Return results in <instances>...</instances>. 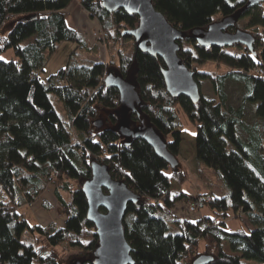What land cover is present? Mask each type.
<instances>
[{"label": "trees", "instance_id": "obj_1", "mask_svg": "<svg viewBox=\"0 0 264 264\" xmlns=\"http://www.w3.org/2000/svg\"><path fill=\"white\" fill-rule=\"evenodd\" d=\"M73 1L0 0V264H93L99 235L88 220L89 204L82 190L92 177L93 162L106 165L113 179L140 195L136 204L128 205L124 219L134 264H193L204 253L213 257L208 264H264V75L254 73L256 67L264 69V3L242 11L230 29L253 33L256 54L238 43L232 47L242 51L235 53L230 46L204 48L191 37L178 41V55L188 67L212 61L230 68L217 76L195 70L199 85L208 78L219 98L201 92L195 104L188 97L172 96L164 79V59L139 49L134 38L124 34L137 27L139 17L124 9L110 13L101 0L81 4L112 38L133 40L134 51L128 56L120 50L116 65L103 60L82 63L78 49H88L89 42L69 25L64 12ZM247 2L153 0L156 9L187 34L234 15ZM64 41L76 42L78 49L64 68L43 79L48 59ZM11 53V58L4 57ZM132 68L141 110L167 139L169 151L179 156L184 112L197 131L196 161L212 170L224 186L223 196L198 197L211 210L202 220L178 217L172 211L180 200L193 199L186 193H171L174 181L183 183L187 178L181 164L172 167L145 140L129 143L120 132V92L107 87L104 79L109 71L126 77ZM228 79L245 88L237 107L228 103ZM51 95L63 105V114ZM247 105L254 109L252 124L245 122ZM100 106L106 116L98 128L93 121ZM130 120L138 124L137 113ZM50 178L57 181L55 196L66 215L62 227L55 222L32 225L19 210L55 183ZM71 180L76 185L72 189ZM240 213L252 227L229 229L225 219ZM25 232L44 236L47 246L24 239ZM225 241L230 253L223 248ZM57 246L77 252L61 259L54 250Z\"/></svg>", "mask_w": 264, "mask_h": 264}, {"label": "water", "instance_id": "obj_2", "mask_svg": "<svg viewBox=\"0 0 264 264\" xmlns=\"http://www.w3.org/2000/svg\"><path fill=\"white\" fill-rule=\"evenodd\" d=\"M264 3V0H248L246 5L234 15L215 21L207 28H194L189 34L171 24L165 14L157 10L153 0H101V6L110 13L124 9L131 15L139 17L137 27L125 30L124 34L134 38L136 47L164 59L163 71L166 86L172 96H185L197 104L201 99V88L195 71L178 55L179 40L191 37L202 47H227L244 45L251 53L255 36L250 31L235 27L242 11ZM131 69L124 77L109 71L104 81L107 87H114L120 92L121 107L118 110V126L125 140L129 143L135 139L145 140L155 153L161 156L172 167H177L179 158L168 149V141L154 128L141 110L142 101L137 90ZM137 113L138 124L130 120V115ZM103 119L93 121L98 128L103 126ZM182 166V165H181ZM92 177L82 185L88 201V220L95 224L99 235L98 245L93 253V264H134L131 242L126 238L124 219L130 203L140 200V195L128 188L126 183L111 177L109 168L99 162L92 163ZM1 258V255H0ZM1 261V259H0ZM213 261L212 255L203 254L194 259L193 264H208ZM71 264H78L74 261Z\"/></svg>", "mask_w": 264, "mask_h": 264}, {"label": "rangeland", "instance_id": "obj_3", "mask_svg": "<svg viewBox=\"0 0 264 264\" xmlns=\"http://www.w3.org/2000/svg\"><path fill=\"white\" fill-rule=\"evenodd\" d=\"M80 4H81V0H80ZM82 5V4H81ZM83 7V5H82ZM85 8V7H83ZM86 9V8H85ZM87 10V9H86ZM87 12L89 13V15L91 17H93L91 15V13L87 10ZM94 19H96L97 17H93ZM69 19V18H68ZM69 25L72 26V22L71 19L68 20ZM97 24L98 27L96 26V28L92 31L90 38L88 39V33H86L87 35H85L84 33H82L84 35V37L88 40L89 42V50L86 49H78L76 48L77 43L75 42H71V41H64V43H62L57 49L56 52L54 53V55H52L49 59H48V63L45 66V69L43 72H41V77L43 79H48L51 75H54L56 72H58L61 68H64L67 64H68V59L70 57V54L73 53V51L76 49H78L81 54L78 55V59L82 62V63H92L94 61H98V60H103L106 65L109 66V64H118L119 63V51L122 50L124 55H132L134 48H133V44L134 41L133 40H127V39H121V37L115 36V38L111 37V34L109 33V36L107 37V39H104L102 37V29L103 27H101V23L99 21V19L97 18ZM246 21L244 20L242 25L245 24ZM105 31V30H104ZM32 39H29L27 41H25V43L27 44L29 41H31ZM93 42H91V41ZM122 42V43H121ZM110 43L111 45H113L115 48H117V50H115L114 52V57H112V49L110 47ZM231 51L238 53L242 51L241 47L238 48H234V47H230L229 48ZM110 50V52H109ZM110 53V54H109ZM4 57H8V55H4ZM190 67L192 70H196L198 69L199 72H208L214 76H217L218 74H225L227 73L230 68L229 66L227 67L226 65L223 64H219L218 62H212V61H206L205 63H198V62H192L190 64ZM226 93L228 95V103H231L232 105H234L235 107L239 106L242 102V98L245 92V88L244 86H242V83L240 82H236L234 80L228 79L226 82ZM200 88H201V92L209 98H213L215 100H219V98L217 97V95L215 94L214 91V87H212V83L207 79H202V83L200 84ZM51 100L53 105H55L56 109L58 110V112L60 114H63V105L61 104V102L58 100L57 96L51 95ZM99 119H105L106 116V112H105V108H103L102 106H100L99 108ZM185 116L184 112H181L180 114V119L183 122V126L181 127V131L183 132V137H184V141L182 142V146H181V150L179 153V162L182 165L183 169L186 172L187 178L183 183H178L176 181L173 182V187L171 189V193L172 195H179V190H177L180 187H186V189L190 192L188 193V195L186 196H191L193 199H191L190 201L188 200H180L179 202L176 203V205L173 207V213L176 214V216L180 217H184V218H188L189 220H195L198 218V220H202L205 218V215L207 213L210 212L211 214V210L208 206L202 205L198 199V197H200L201 195L206 196L207 200H210L211 198L209 197V195H212V193L216 194V195H221L225 192L224 186L221 183V181L219 180V178L217 177V175L212 171L207 169L203 163H198L195 159L196 156V148H195V137H196V127L193 125L192 126L195 128L193 130H190L191 126L188 125V123L190 124V122H188V118ZM245 118V122L252 124L256 121L255 118V113H254V109L253 107H250L249 105H247V110H246V114L244 116ZM189 126L186 128H184V126ZM203 174L205 176H203ZM54 180V179H53ZM55 183H49L47 186V190L44 191V193L39 197V199L31 204H28L26 206H22L20 207V212L21 215H23L24 218H26L25 216L28 215V222L32 223V225L34 224H38V222H42L40 223L43 226H48L49 224H51V222H55L56 224H58L59 226H61V224H59L57 221H51L50 214L52 213H57L55 215L54 218H56L57 220H61V217H64L66 219V215L65 213H63L62 211V207L60 206V203L57 202L56 196H55V189L57 187L56 184V179L54 180ZM71 189L75 188V181L71 180ZM181 185V186H180ZM64 193L66 194L68 191L67 189L63 190ZM178 191V192H177ZM71 193H69L70 195ZM193 202L197 203V207L196 210L194 212H190L191 208L188 207L190 204H192ZM46 203L49 206V210L48 212H45L46 214H48L49 216H47L46 214H34V221L32 219V210L34 211L37 209H43L46 205ZM37 208V209H36ZM46 208V207H45ZM24 211L26 212V215L24 214ZM38 211V210H37ZM57 211V212H56ZM23 212V213H22ZM244 215V214H243ZM242 214H238V215H234V217H230L225 219V223L227 222V220H235L237 219L240 222V227H245L246 228V221L247 220V216ZM59 217V218H58ZM231 222V221H230ZM39 224V225H40ZM64 224V223H63ZM62 227V226H61ZM24 239L28 240L30 238H34L35 241L39 242V244L41 245H45L47 246V241L46 238L44 236H40L38 234H34L32 235L31 233H27L25 232L23 235ZM204 242L200 244L199 246V250H201L202 252L204 251ZM223 248L226 249L227 251L231 252V249L229 248V243L227 241H225V243L223 244ZM54 250L58 253V256L63 259H67L68 257H70V255H73L74 253L77 252L76 249L71 250L66 248V246H57L54 248ZM206 254V253H205Z\"/></svg>", "mask_w": 264, "mask_h": 264}, {"label": "crops", "instance_id": "obj_4", "mask_svg": "<svg viewBox=\"0 0 264 264\" xmlns=\"http://www.w3.org/2000/svg\"><path fill=\"white\" fill-rule=\"evenodd\" d=\"M64 12L66 13V18L68 19V20H70L71 19V22H72V27L74 28H76V29H78V31L79 32H81V33H84L85 35H87L86 33H88V39H91L90 38V36H91V33H92V31L96 28V26L98 27V25L97 24H99V23H97V18L96 19H94L93 17H91L90 15H89V13L87 12V10L85 9V8H83L82 7V5L80 4V0H74L73 1V3L69 6V8H67V9H65L64 10ZM90 35V36H89ZM91 41V40H90ZM93 41V40H92ZM91 41V42H92ZM93 43V42H92ZM122 43V42H121ZM110 47H111V49L113 50L112 51V57H114V52H115V50H117V48H115L116 47V45H115V47L113 46V45H111V43H110ZM109 52H110V50H109ZM110 54V53H109ZM8 55V57L7 58H11V56L13 55V53H11V54H7ZM186 116V115H185ZM187 117V116H186ZM188 118V117H187ZM186 118V119H187ZM188 120V122H190L189 121V118L187 119ZM188 125H190L191 126V128H190V130H192V128H193V130L195 129L193 126H192V122L189 124L188 123ZM187 127H189V126H184V128H186L187 129ZM196 131V130H195ZM181 186V185H180ZM180 189V190H179ZM177 190H179V193H186L187 195H188V193H190L187 189H186V187H180V188H178ZM178 192V191H177ZM224 194V193H223ZM223 194H221V195H219V196H223ZM177 195V194H176ZM46 207V208H45ZM43 209H37V210H35L34 209V211L32 210V219H33V221H34V214H35V217H36V214H43V215H45L46 213H44V211L45 212H48V210H49V206H48V204L46 203V206H45ZM57 212V211H56ZM23 213V212H22ZM34 213V214H33ZM24 214L26 215V212L24 211ZM57 213H52V214H50V217H52L51 218V220L49 221V222H51V221H57L59 224H61V226L62 225H64L63 223H64V221H65V218L64 217H61L60 219H62V221L61 220H57L56 218H54L55 217V215H56ZM241 214V213H240ZM47 216H49L48 214H46ZM206 215H210V212L209 213H207ZM243 215V214H242ZM244 216V215H243ZM26 217V220L28 221V215H26L25 216ZM245 217V216H244ZM59 218V217H58ZM231 221V222H230ZM40 223H42V222H40ZM39 222H38V224H40ZM30 224H32V223H30ZM246 224H247V226H251L250 224H249V222L248 221H246ZM226 225H227V227L229 228V229H232V230H235V229H238L239 228V226L241 225L240 224V222L237 220V219H235V220H227V222H226ZM252 227V226H251ZM28 233V232H27ZM24 235V234H23ZM228 252V251H227ZM230 253V252H229Z\"/></svg>", "mask_w": 264, "mask_h": 264}, {"label": "built area", "instance_id": "obj_5", "mask_svg": "<svg viewBox=\"0 0 264 264\" xmlns=\"http://www.w3.org/2000/svg\"><path fill=\"white\" fill-rule=\"evenodd\" d=\"M103 30V29H102ZM102 37L104 39H107V37L109 36V32L108 31H102ZM255 74H258V75H264V69L262 67H256L255 68V71H254ZM106 149H104L103 153H106ZM53 180L52 178H50V181ZM188 207L191 208V211L190 212H194L196 210V208L198 209L197 207V203L193 202L192 204H190ZM198 219V218H197ZM186 262L183 261V264H185Z\"/></svg>", "mask_w": 264, "mask_h": 264}, {"label": "snow or ice", "instance_id": "obj_6", "mask_svg": "<svg viewBox=\"0 0 264 264\" xmlns=\"http://www.w3.org/2000/svg\"><path fill=\"white\" fill-rule=\"evenodd\" d=\"M0 59H3L2 57H0Z\"/></svg>", "mask_w": 264, "mask_h": 264}, {"label": "bare ground", "instance_id": "obj_7", "mask_svg": "<svg viewBox=\"0 0 264 264\" xmlns=\"http://www.w3.org/2000/svg\"><path fill=\"white\" fill-rule=\"evenodd\" d=\"M255 71V70H254Z\"/></svg>", "mask_w": 264, "mask_h": 264}]
</instances>
